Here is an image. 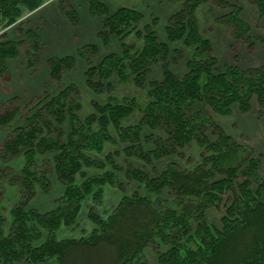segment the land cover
<instances>
[{
    "label": "trees",
    "instance_id": "obj_1",
    "mask_svg": "<svg viewBox=\"0 0 264 264\" xmlns=\"http://www.w3.org/2000/svg\"><path fill=\"white\" fill-rule=\"evenodd\" d=\"M175 1L181 8L168 19L165 34L168 42H181L193 50L183 75L168 68L182 53L176 50L169 56L168 45L158 42L152 26L136 32L142 39L140 48L122 42L138 29L139 13L120 8L111 14L99 0H87L90 15L103 18L99 38L107 42L113 35L122 49L120 55L108 54L97 65L90 60L95 47L86 46L77 52L87 66L84 82L94 94V113L79 116L81 96L73 84L51 92L44 86L43 93L23 107L17 106L15 99L0 101V128L7 134L0 158L22 153L25 159L20 175L11 180L21 181L26 199L34 195L36 183L41 184L42 191L48 189L51 171L65 186L58 206L51 211L41 213L24 208L25 202L15 204L7 235H3L0 215V264H40L52 257L57 264H144L142 250L153 245L157 250L161 244L167 246L157 254L162 264H264V181L257 176L260 161L241 153L240 146L210 115L228 114L232 105L247 112L252 99L264 106V65L244 70L236 65L219 67L210 43L199 34L195 11L211 2L229 9L217 22L226 25L235 40L251 46L253 37L238 7L228 0ZM250 1L264 28V0ZM44 3L0 0V79L4 82L9 78L6 61L18 56L19 47L25 49L29 69L37 67L44 49L39 37L28 29L24 39L15 43L6 40L5 31ZM57 4L59 13L77 26V13L69 2L57 0ZM158 61L163 77L147 83L150 68ZM73 62L72 57L49 59L50 78L58 83ZM113 75L116 83L130 80L139 89L147 84V101L142 109L134 98L110 96L114 84L109 79ZM134 110L141 112L138 123L122 127V119ZM19 120L21 124L12 127ZM143 128L159 132L153 138L152 150L142 148ZM111 130L118 142L129 143L122 151L135 158L150 161L179 155L181 149L194 142L203 148L202 160L191 170L170 164L153 177L131 169L127 177L144 183L146 196H123L106 219L89 212L96 227L88 237L58 241L53 233L61 226L75 224L82 201L91 196L100 203L103 187L115 183L112 172L87 175L84 171L103 167V162L92 155L100 154L107 143H118ZM45 153L52 156L40 159L37 166L36 155ZM5 175V170H0V183ZM77 176L83 178L80 184H75ZM162 195L170 196L173 202L165 205ZM220 205V227H213L206 220V211ZM41 230L47 237L33 246Z\"/></svg>",
    "mask_w": 264,
    "mask_h": 264
},
{
    "label": "rangeland",
    "instance_id": "obj_2",
    "mask_svg": "<svg viewBox=\"0 0 264 264\" xmlns=\"http://www.w3.org/2000/svg\"><path fill=\"white\" fill-rule=\"evenodd\" d=\"M47 1L48 0H45V2ZM103 1L106 3L99 0V2H101V4H103L107 11L111 14L120 8H128L141 15V19L138 22V29L128 34L123 39V43L132 45L135 48H140L142 46V39L136 36V32L144 26H152L158 42L168 45L169 56H172L173 52L176 50H179L182 53V57L176 63H173L172 61L170 62L168 65L169 70L177 75H183L186 72L185 64L191 58L193 50L185 47L181 42H168L165 34L167 21L173 14L180 10V3L175 0H165L167 3L165 4L167 6H164L163 2L157 4L156 0ZM228 2L240 9L239 16L241 20L249 26L250 35L253 37L252 45L248 47L243 41L235 40L231 35V30L226 25H222L217 22L220 17L229 12V9L219 8L211 2L198 6L195 11V19L200 36L210 43L212 54L216 58L217 65L219 67L224 65H236L238 68L244 70L250 67L264 65V28L259 24L256 6L250 0H228ZM88 14L90 20L96 19L95 22H85L88 18L81 12L80 16L77 13L79 24L74 26L59 13L61 18L67 20L71 28L75 29L79 34V37L77 35L68 34V37L73 36V41L70 38H67L69 39L68 42L72 48L66 52L64 51V53L62 52L63 54L60 56L45 55L47 52L48 41L46 44L37 32L33 31L30 24H25L24 21H19L15 28L12 27L14 30H9L8 35L6 34V40L19 43L24 39V31L29 29L39 37L44 47L43 53L39 57V63L33 71H31L28 67L26 53L23 47L18 48V56L16 58L7 60L14 61V72L16 70V74L19 78H21V86L17 87V84L14 82L15 78H10L9 71L8 81L4 82L0 79V83L3 85V92L8 94V97L13 96V92L17 91V95L22 98L20 102L16 97L12 98L16 100L17 106L23 107L34 98L40 96L43 93L44 86H46L49 92H51L55 87L73 84L76 86L81 96L82 108L79 112V116L84 118L85 116L94 113L91 106L94 94L84 82V73L87 66L85 61L77 56V52L79 49L86 46L95 47L96 52L90 56V60L92 65H97L101 59L108 54L113 53L120 55L122 49L120 42L113 35H109L107 42L104 40L102 41L99 38L98 33L101 31V22L103 18L96 15L91 16L89 11ZM87 24L90 27L87 33L83 34V30L81 29H86ZM60 35L62 36V33H60ZM17 39H19V41H16ZM43 55L46 56L44 61ZM66 57L73 58V65L69 70L63 72L60 81L57 83L49 76L47 61L51 58L61 59ZM42 67H44L45 71L47 69L48 72V76H44L45 81L43 80V87L40 84L37 88H30L27 83L25 84V80L30 77H35L36 73ZM162 77V63L160 61L155 62L151 66L147 75V83L151 81H159ZM109 81L114 84V88L110 93L111 97L115 99L134 98L139 108L142 109L147 101V84H145L142 89H139L136 88L130 80L123 83H116L114 75L109 79ZM210 115L213 122L240 146L241 153L244 155L249 153L252 157L259 159L260 164L257 170V176L264 181V106L258 105L255 99H252L251 107L247 112H241L236 105H232L230 113L228 114L210 112ZM140 117V110H134L131 115L122 119L120 125L122 127L135 125L138 123ZM20 124L21 120L15 122L12 127ZM0 132L5 134V138L3 140L1 139V147L7 137V134L2 128H0ZM111 133L114 139L118 142L119 139L116 133L113 130H111ZM158 135L159 132L157 130H151L149 128L142 129L141 144L144 151L152 150L154 148L155 144L153 142V138ZM127 145H129L127 142H118L114 144L107 143L100 154L92 155V157L103 162V167L101 169L85 168L84 171L86 174L95 175L102 174L105 171L112 172L115 183L113 185H105L103 187L102 200L100 203L94 202L91 196L85 198L81 203L75 224L71 226H61L58 228L53 233V237L56 240L59 241L63 239H79L82 237H88L92 230L96 227L88 216L89 212L99 215L101 219H106L123 196H132L135 193L140 196H146L147 193L144 188V183L127 177L128 174L130 175L129 171L131 169L141 170L147 177L156 176L170 164L185 170H191L202 160V153H204L202 147L192 142L188 146L181 149L179 155H171L161 159H151L150 161H147L135 158L131 155H126L122 149ZM51 156L52 153L37 154V166L39 165L40 159L50 158ZM24 164L25 159L22 153L8 159L0 158V170L4 169L6 172L5 177L0 183V192L2 193L0 195V215L3 217V235H7L9 233V229L12 224L11 209L15 204L25 202L24 208L36 209L37 211L44 213L56 208L58 206L59 199L64 194L65 186L57 179L53 171H51L47 176L49 182L48 189L46 191H42L41 184L36 183L34 186V195L31 198L26 199L21 181L11 180L14 176L20 175ZM50 168H52L51 164ZM82 180L83 178L77 176L75 178V184H80ZM154 198V196L151 197V199ZM160 198L164 200L165 205L173 202L172 198L167 195H162ZM220 208L222 209V205H220L219 208H213L206 211V220L208 224L213 227H220V217L222 216ZM46 237V231L41 230V236L33 242V246H38L43 243ZM155 247L156 245H153L152 247L146 246L142 250L140 257L144 264H162L158 262L157 254L158 252H164L167 249V246L161 244L158 246L157 250H155ZM17 264L28 263L20 261ZM40 264H57V261L55 257H52L46 262Z\"/></svg>",
    "mask_w": 264,
    "mask_h": 264
},
{
    "label": "crops",
    "instance_id": "obj_3",
    "mask_svg": "<svg viewBox=\"0 0 264 264\" xmlns=\"http://www.w3.org/2000/svg\"><path fill=\"white\" fill-rule=\"evenodd\" d=\"M67 1L71 5V7L79 14V16H80V13L82 12V14L88 18L85 20V22L87 23L95 22L96 19H92V20L89 19V14H88L89 6L87 3V0H67ZM101 2H105V1L101 0ZM161 2L164 3V6H167L166 5L167 3L165 2V0H156L157 4ZM20 21H24L25 24L27 23L30 24L33 31L37 32V34L46 44L48 41L46 54L44 52L46 56H52V55L60 56L64 53V51L66 52L67 50H70L72 47L70 43L68 42L69 39L67 38H70L73 41V36L68 37V34L77 35L79 37V34L77 33V31L71 28L69 22H67V20L65 19H62L61 16L59 15V12L57 9V0H48L41 7H39L34 12L26 15ZM16 26H14V28ZM89 27L90 26L87 24L86 29H81L83 30V34L87 33ZM14 28L12 27L8 28L5 31V33L8 35L9 30H12V29L14 30ZM60 33H62V36L60 35ZM16 41H19V39H17ZM45 55H43V61L46 59ZM13 62L14 61H7L6 66L10 73V78L12 79L15 78L14 82L15 84H17V87H19L21 86L20 84L21 78H19L18 75L16 74V70L14 72L15 65ZM47 74H48L47 69L45 71L44 67H42L36 73L35 77H30L29 79L25 80V84L27 83V85L30 88H37L38 85L43 84V82L45 81L44 76H48ZM2 88H3V85H1L0 83V101L10 100L13 97H16L19 102L22 100V98H20V96L17 95L18 94L17 91L13 92L12 94L13 96L8 97L9 95L3 92ZM56 88L57 87H55L53 90H55ZM4 138H5V134L0 132V143L2 142Z\"/></svg>",
    "mask_w": 264,
    "mask_h": 264
}]
</instances>
